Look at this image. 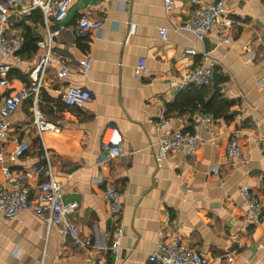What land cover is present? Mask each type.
Here are the masks:
<instances>
[{
    "label": "crops",
    "instance_id": "0c3cea01",
    "mask_svg": "<svg viewBox=\"0 0 264 264\" xmlns=\"http://www.w3.org/2000/svg\"><path fill=\"white\" fill-rule=\"evenodd\" d=\"M198 6L192 0H173L170 7L165 0H71L68 16L52 25L61 30L52 45L75 70L61 77L60 66L52 64L37 97L54 128L41 135L36 130L33 94L9 116L0 114L8 124L0 182L6 169L33 171L24 180L33 200L39 184L52 177L62 184L63 201L77 203L71 218L94 246L63 242L56 226L31 211L6 218L0 210V264H155L149 254L174 236L209 258H221L217 264H264V215L259 223L246 224L241 193L248 184L264 203V0L227 1L230 43L212 34L200 40L178 29ZM89 9L102 26L81 31L76 20ZM8 28L23 39V47L16 55H0V71L8 78L0 108L7 96L32 88L30 73L48 45L42 10L31 0L15 2ZM161 28L168 29L166 40ZM26 35L35 39V51L25 48ZM88 55L92 63L85 74L81 63ZM141 56L150 73L137 79ZM203 62H214L211 84L194 85L204 92L173 85ZM68 86L86 88L90 100L65 104ZM203 112L215 119L210 130L198 123ZM164 117L170 119L166 131H199L210 141L192 154L173 150L160 161L156 123ZM108 126L121 131L126 154L104 164ZM233 136L244 150L242 163L227 158ZM19 141L29 149L10 159ZM108 186L117 188L123 206L114 216L104 197ZM119 227L122 244L113 251Z\"/></svg>",
    "mask_w": 264,
    "mask_h": 264
},
{
    "label": "built area",
    "instance_id": "2783aa9c",
    "mask_svg": "<svg viewBox=\"0 0 264 264\" xmlns=\"http://www.w3.org/2000/svg\"><path fill=\"white\" fill-rule=\"evenodd\" d=\"M17 0L0 1V55H16L23 47V39L15 33H8V22L12 8ZM108 1V0H105ZM228 0H212L210 2H200L192 0L199 6L195 15L184 24H179V30H186L193 33L198 39L204 40L212 34L218 42L230 43L233 40V19L228 15ZM34 7L42 10L43 21L48 35V45L46 50L39 54L38 63L30 73L34 78L31 89H23L18 94L7 96L0 108L2 117L12 114L19 106L20 101L30 94L35 96L33 123L36 130L41 135L44 131L54 128V125L47 119L46 114L38 104V95L43 84V77L52 64L60 66L59 75L66 76L70 71L75 70V66L53 48V41L61 34L60 28L52 25L63 21L69 14L71 0H31ZM166 6L170 7L173 0H165ZM81 31L89 29H100L103 23L102 18L96 15L94 10H86L85 13L76 20ZM162 39L166 40L169 36L167 28H161ZM195 50L188 49L187 52L194 53ZM207 56H205L206 58ZM92 63V57L87 56L81 63L82 70L88 73ZM213 65L211 62L207 66L204 62L199 63L191 71L186 72L180 82H173L184 88L189 85H210L213 77ZM150 73L147 59L141 56L135 68V77L141 79ZM8 85V78L5 72L0 71V90ZM91 93L81 86H68L63 93V101L69 106H82L90 100ZM214 118L211 114L201 113L198 123L207 130L212 129ZM170 124V119L164 117L157 121L156 129L158 132L157 144L160 148L158 159L161 161L166 154L173 150H182L187 154H192L200 146L207 144L210 139L204 137L199 131L185 133L180 129L168 132L166 127ZM106 136L103 144V153L100 162L107 164L115 158L126 154L123 142L124 138L116 126L106 128ZM8 136V124L0 121V160L6 156L2 142ZM29 149L26 141H19L13 150L8 154L10 159L23 156ZM226 155L232 164L245 161V153L237 136L228 140L226 145ZM46 174L51 176V170L47 169ZM34 172L31 170H21L15 172L11 169L5 170V180L0 182V210L6 218H14L20 212L28 210L38 217L44 219L49 226L57 227L63 242L71 241L75 246L92 247L94 246L91 236L82 238L81 230L71 216L76 211V202H64L62 199V184L50 177L38 186V195L31 200L24 180L32 178ZM243 204L245 206L246 224H257L264 215V203L262 199L254 193L248 184L241 188ZM105 200L109 206L111 215L121 212L123 206L120 194L116 187L108 186L104 192ZM123 228H118L114 243L109 247L113 251H118L122 244ZM201 254L196 249L185 244L180 236L160 242L158 247L149 254L148 261L155 264H217L216 261Z\"/></svg>",
    "mask_w": 264,
    "mask_h": 264
},
{
    "label": "trees",
    "instance_id": "16d2710c",
    "mask_svg": "<svg viewBox=\"0 0 264 264\" xmlns=\"http://www.w3.org/2000/svg\"><path fill=\"white\" fill-rule=\"evenodd\" d=\"M24 44H25V48L26 47H30L31 49H33L34 51L36 50V44H35V39H33V38H31L30 36H28V35H26V38H25V42H24ZM193 87L191 88V90H190V92H195V93H197V94H201L202 92H204L203 90H202V88L201 87H194V85H192ZM191 87V86H190ZM190 92H189V90H188V92L186 93V96L188 95L189 97H190ZM189 93V94H188ZM224 101V100H223ZM224 104L226 103V102H223ZM228 103V102H227ZM229 105H230V103H228ZM228 104H226V105H228ZM228 105V106H229Z\"/></svg>",
    "mask_w": 264,
    "mask_h": 264
}]
</instances>
